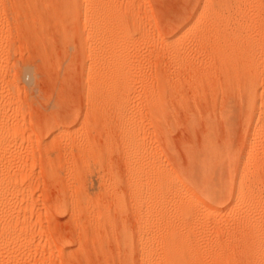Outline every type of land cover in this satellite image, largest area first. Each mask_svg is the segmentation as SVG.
<instances>
[{"label":"rangeland","instance_id":"rangeland-1","mask_svg":"<svg viewBox=\"0 0 264 264\" xmlns=\"http://www.w3.org/2000/svg\"><path fill=\"white\" fill-rule=\"evenodd\" d=\"M90 1L0 0V169L10 181L13 179L8 187L15 183L26 191L24 196L14 194V201L9 197L12 201L11 204L8 202L11 208L7 212L14 215L18 211L15 214L20 213L22 217L15 215V219L13 216L18 222H13L14 227L4 230L5 208L0 206V264L125 263L118 245L119 227L121 222L133 226L136 219L129 200L127 149L120 141L119 126L111 117L113 113L107 109L110 105L103 103L104 96L112 92L117 91L122 98L125 97L123 100L126 104L133 107L132 114L138 131L140 128L142 130L139 131L142 132L141 142H146L141 143L143 147L140 153L146 163V176L150 180L152 176L155 179L156 168L161 162L174 173L179 171L178 174L187 181L189 179L195 190H215L217 185L220 186L217 189L223 197L214 203L221 208L227 207V190L224 191L225 187L223 189L221 186V177L229 172L230 177L235 174L239 155L245 145L242 130L244 101L240 93L229 89L226 84L224 86L219 75L209 83L208 79V82L205 81L207 77L202 71L191 70L190 75L188 71L175 69L165 49L167 43L164 40L188 25L200 0L120 1L125 4L130 1L129 12L138 17L136 22L128 21L135 40L129 49L131 56L128 67L132 68H129L130 71L127 69L123 77H127L130 85L114 89L108 86L113 81L114 73L104 71L102 61L98 59L102 41L95 19L100 14V6L96 4L97 8ZM247 1L251 3L247 8L252 18L255 5L251 0ZM254 20L248 19V23L256 39L264 25H260L256 18ZM193 52L195 54L190 61L193 60L198 67L203 65L204 59L196 54L198 51ZM107 87L112 89L107 91ZM198 87H201L200 92ZM152 93L155 97L160 96V99L157 98L161 102L160 111L154 112ZM165 108L168 113L170 111L169 114ZM209 120L214 123L211 125L215 129H209ZM229 121L233 122L230 128ZM208 140L229 156L223 160L224 169L221 170L224 175L218 176L215 170L206 177L195 178L196 175L191 174H194L196 165L199 167L196 153L201 154L204 150L202 145ZM78 173L86 177L84 186H88H85L87 190L84 192L88 195L77 190ZM217 177H220V182ZM17 179L19 183H16ZM110 179H113L111 182L116 185L117 193L125 200L120 208L108 191ZM153 180L152 185L156 184L155 196L152 195L154 202L151 200L150 203L156 216L165 211V207L161 205L163 196L157 189V178L154 183ZM261 185L263 187L264 183ZM205 187L208 188L203 189ZM261 189L264 196V188ZM103 208L113 215V228L102 226L105 221L97 211L100 209L102 213ZM231 215L234 216V213L228 209L221 219L227 221L233 217ZM100 226L102 231L98 229L99 233L95 232L96 227L101 229Z\"/></svg>","mask_w":264,"mask_h":264},{"label":"bare ground","instance_id":"bare-ground-1","mask_svg":"<svg viewBox=\"0 0 264 264\" xmlns=\"http://www.w3.org/2000/svg\"><path fill=\"white\" fill-rule=\"evenodd\" d=\"M91 1L95 3L94 5L97 4L98 6H100V11H98L100 14L97 15L95 19L98 22V35L100 37V40L102 41V43H100L101 46L99 49L100 58L98 57V59H101V67L104 68V71H112L114 73V77L112 78L113 81L111 80L110 82L109 80L110 83H108V86H112L114 89L119 88L122 85H130V81L126 79V76V78L123 77V73L127 69L130 71V69L132 68L128 67L130 64H128V59L131 56L129 53V49L134 45L135 38L133 37V32L130 28V25H128V21L132 20L136 22L138 17L135 16L134 13H132L134 15H131V12H129V8L131 5V3L129 2L133 0L128 1V5L124 2H120L121 0ZM251 1L253 2L252 5H255L253 10L255 12V15L252 16V18H250V10L247 8L250 1L200 0L195 13H193V18L188 23V25L179 33L173 35L170 39L164 40L167 43V46L165 48L167 52L166 54L170 56L173 62L172 65L175 67V69L179 71L182 70L183 72H189L191 70L202 71L207 77L205 81H207L208 79L209 83L219 75V77H221L224 82V86L226 84L229 89L240 93L244 101L243 104H245V115L243 114V118L245 119L244 127H242V130L245 134V145L241 151V154L239 155L238 162L236 161L237 168L235 174L231 175L232 177H230L229 172L227 174L229 178L225 179L227 175L225 174V176H223L224 174L222 173L221 168L224 169L223 160L225 158L227 160V157L229 156H227V154H225L224 152H220L221 148L218 150L219 147L217 148V144L216 147H214L215 145L211 144L210 142L211 138H209L210 140L204 143L205 146L202 145V147H204V150L200 152L201 154L196 153L195 159H197L199 167L200 165L201 167L197 168L198 165L195 164L196 168L193 171L194 174H191L192 176L196 175L195 178H201V176H205L206 174L215 170L216 172H218V174L216 173L218 176L222 174L221 176L223 177H221V186H223V189L225 187L224 191L227 190L226 193H224L225 196L227 194L228 198L226 208L218 207V205L216 206L214 203L216 199H219V197H223L221 196L220 190L217 189L220 186L217 185L216 188L215 182V186H213L216 188L215 190L205 187L203 189H208L200 191V189L198 188L199 191H197L198 189L195 190L192 187L193 184H191L189 179L187 181L183 178L184 176L178 174L179 171L178 173H174L173 171H171V169H169L168 166H164L160 161H158L160 162L159 167L155 165L157 167L156 182L158 187L156 188L160 190L162 194L161 196H163L161 205L163 208L165 207L164 209L162 208L165 211L161 210L162 213H160V215L156 214L155 216L153 212L154 210L152 209L153 206L151 207L152 204L150 203V201L153 200L154 202L153 197L155 196V193L153 192H155L154 185L156 184L152 185L151 183V181L154 179H152L153 176L151 177L149 176L150 174L148 175L149 177H151V180L146 176V165L144 167V164L146 163H144V159L140 154L141 148L143 147H141V143L146 142H141L142 132H139L141 128L138 131V125L137 123H135L133 117L134 113L132 114L133 107L131 108L128 104H126V101L123 100V98L125 97L122 98L119 93H117V91L116 93L114 92V94H112V90V93H110V95L108 96L102 95L105 97L103 102L105 103V106L106 104H109L110 107L112 106V110L108 106L107 109L112 111L113 115L111 117L114 118L119 126L120 136L122 138V140L120 139V141L123 143V145H125V148L127 149L125 153L129 166L127 182L131 194L129 196L131 204L128 203V205L130 204L133 208V214L136 222L133 226L121 222V226L119 227L120 242L118 243V245H120L119 247L124 254L123 256L125 257V263L123 262L124 264H264V196L262 194L263 189H261L264 188V186L261 187V184L264 183V29L262 28L263 30H260L259 34L256 31L258 37L255 39V37H253L252 35V32L250 31L251 29L249 30V28L251 27L249 26L250 23H248V19H252L253 21H255L254 19L256 18V21H259L260 25H264V0ZM121 3H123V5L125 4L126 7H124ZM193 51H198V53L196 54L198 56L200 55L204 59L205 63L202 62L204 63L203 65L198 67L196 66L198 64H194L192 59L191 60L193 63L190 61L192 55L195 54ZM102 83H104V81L101 82V85H103ZM178 84L181 85L180 83ZM112 87H109L110 90L112 89ZM126 87L127 86H125V88ZM107 88L106 90L108 91L109 88ZM198 88L200 92L201 87ZM216 88L218 89V86ZM176 90L178 91L177 88ZM155 91L156 90H154V93ZM233 91H231V93ZM174 92L172 91V93ZM154 93H152V104L154 105L153 108H155L154 112H157L159 109H161V102L159 101L160 96L155 97ZM203 93L204 92H202V95ZM148 96L150 97L151 94ZM168 105H170V103ZM151 107L148 108L151 109ZM167 108H165V110ZM165 110L164 112L166 113ZM106 111L108 112V110ZM106 111L105 113H107ZM110 111L108 113H110ZM235 117L237 118V116ZM138 120L140 122V119ZM212 121L209 120L208 122L210 126L207 123L209 129L210 127L211 129H215V127L212 128L214 123H210ZM151 125H155V123ZM228 125L230 128V126H233V122L229 121ZM194 161L195 160L193 159V162ZM153 170L155 169L153 168ZM219 170L221 171V173ZM81 171L82 170H80V172ZM3 172L4 171L0 169V206H2V208H5V213L3 211V217L5 219L3 228L4 230H7L13 226V222L15 221L16 216L18 217V215H20V213L17 215L15 214L18 211L15 212L14 215L13 213H11V215L10 211L7 212V210H10L11 208L8 204H11L10 201H12V199L14 201V194H21L24 196V192L26 191L25 188H22L19 185H15V183L14 186L12 184L10 187H8L13 179L10 181V179L6 175H4ZM19 174L22 173L20 172ZM78 175L79 176L76 177L78 178L76 179V181L79 185V188L77 190L79 191L80 189V193L85 194L87 190V188H85L86 184L84 186V183L87 182V180H85L86 177L82 173H78ZM114 178L116 179L117 177L114 176ZM217 178L219 181L220 177ZM8 180L10 181V183H8ZM112 180L110 179V182ZM116 180L115 182H117ZM154 180L153 183L155 182ZM16 181V183H19L18 179ZM198 183H196L195 185H198ZM197 187L198 186H196V188ZM210 187H212V185H210ZM108 189L107 190L110 191V195L112 194V199L116 201L115 204H117L118 207L124 206L125 200L119 193H117L118 191L116 185H113V183L111 182ZM153 194L154 196L152 197ZM9 197H11L12 199L9 200ZM15 197L17 196L15 195ZM216 204L219 203L217 202ZM228 209H230V211H233L234 216L231 215L233 216L232 218H229L227 221H223L221 217L226 214V210ZM16 210H13V212ZM101 211L102 213H100V209H98L97 211L99 213L98 215L102 214L105 221V223H102L103 225H101H109L113 228V215L107 209L103 208V210L101 209ZM13 216H15V219L13 218ZM18 221L21 222L22 220L20 221L18 219ZM15 222L18 223L17 221ZM25 225H27V223ZM102 226H100L101 229L99 227H96V229L94 228L96 230L95 232L99 233L98 229L102 231ZM22 235L26 236V234ZM22 238L24 237L22 236ZM104 250L105 249H103V251Z\"/></svg>","mask_w":264,"mask_h":264}]
</instances>
